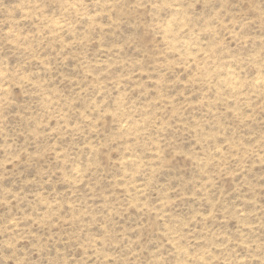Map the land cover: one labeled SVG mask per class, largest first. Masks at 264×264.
Here are the masks:
<instances>
[{"label": "rangeland", "instance_id": "374dc122", "mask_svg": "<svg viewBox=\"0 0 264 264\" xmlns=\"http://www.w3.org/2000/svg\"><path fill=\"white\" fill-rule=\"evenodd\" d=\"M0 264H264V0H0Z\"/></svg>", "mask_w": 264, "mask_h": 264}]
</instances>
